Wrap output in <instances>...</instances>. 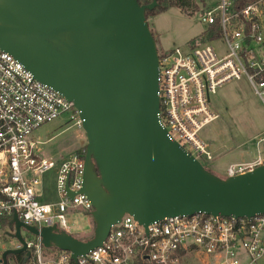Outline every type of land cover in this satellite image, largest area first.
Here are the masks:
<instances>
[{"label": "water", "instance_id": "95a60500", "mask_svg": "<svg viewBox=\"0 0 264 264\" xmlns=\"http://www.w3.org/2000/svg\"><path fill=\"white\" fill-rule=\"evenodd\" d=\"M156 0H0V51L73 105L85 135L80 194L91 203L92 238L56 226L9 223L21 245L2 253L29 258L25 232L44 249L77 258L100 247L128 215L147 227L165 218L204 213L264 214V164L224 179L168 134L159 117V57L147 11ZM69 198L73 194L66 190Z\"/></svg>", "mask_w": 264, "mask_h": 264}, {"label": "built area", "instance_id": "2783aa9c", "mask_svg": "<svg viewBox=\"0 0 264 264\" xmlns=\"http://www.w3.org/2000/svg\"><path fill=\"white\" fill-rule=\"evenodd\" d=\"M198 13L207 36L214 26L219 34L198 37L187 52L158 53L157 84L162 125L201 163L209 161V155L199 134L219 118L211 109L210 95L244 78L264 107V0H218ZM217 43L224 44V54L216 51ZM64 115L81 128L71 103L0 51V233L4 237L14 214L38 230L56 226L68 231V215H89L93 210L80 194L85 150L63 159L43 157L38 149L43 143L34 140V132ZM259 165L260 160L231 166L226 174L235 177ZM50 172L54 173L52 201L44 195V177ZM23 233L29 258L21 256L28 264H182L187 255L200 256L201 264H264V214L246 219L196 213L165 218L146 230L125 215L100 247L75 263L69 253L44 249L39 238ZM20 247L16 242L11 249ZM7 250L0 252V258Z\"/></svg>", "mask_w": 264, "mask_h": 264}, {"label": "rangeland", "instance_id": "374dc122", "mask_svg": "<svg viewBox=\"0 0 264 264\" xmlns=\"http://www.w3.org/2000/svg\"><path fill=\"white\" fill-rule=\"evenodd\" d=\"M193 1L198 6V10L191 16L181 14L176 8H169L147 19L158 53H168L176 49L187 52L193 42L205 31L206 26L200 21L201 14L198 12L205 8L211 9L218 0ZM214 47L220 55L225 53L224 44L217 43ZM210 106L214 112L219 114V121L227 124L228 127L224 129L231 133L236 142L244 140L254 151L257 145L264 149V107L253 96L252 89L244 78L230 81L217 89L213 95H210ZM205 128L209 129V125ZM33 136L36 142L43 143L38 146L43 157L63 159L84 150L86 146L82 129L77 128L74 121L68 122L66 115L40 127ZM48 139L50 140L46 142ZM186 148L192 153L188 146ZM261 157L264 158L263 153ZM225 161V158L221 160L222 165ZM206 163L201 162L205 168L216 170L214 166ZM44 180L46 181L44 195L48 201H52L54 199V173L47 174ZM67 219V233L81 241L92 238L94 225L88 214L73 212L67 216ZM23 236H25L24 233ZM4 239L5 237L0 233V252L4 248L11 249L16 245L15 240ZM199 259L198 255H187L182 264H201ZM7 263L19 264L15 259H9Z\"/></svg>", "mask_w": 264, "mask_h": 264}, {"label": "crops", "instance_id": "0c3cea01", "mask_svg": "<svg viewBox=\"0 0 264 264\" xmlns=\"http://www.w3.org/2000/svg\"><path fill=\"white\" fill-rule=\"evenodd\" d=\"M214 113L219 116L218 113ZM219 120L220 116L209 125V129L204 128L199 134L209 155V161L206 164L212 165L216 169H208L210 172L224 179L227 177V169L231 166H248L255 164L258 160L264 164V158L261 157V153L264 154V149L261 146L257 145L254 151L244 140L236 142L231 133L224 129L228 127L227 124ZM224 158L226 161L222 165L221 160ZM5 239H9L8 236Z\"/></svg>", "mask_w": 264, "mask_h": 264}, {"label": "trees", "instance_id": "16d2710c", "mask_svg": "<svg viewBox=\"0 0 264 264\" xmlns=\"http://www.w3.org/2000/svg\"><path fill=\"white\" fill-rule=\"evenodd\" d=\"M138 2L140 5H147V4L151 3V0H138ZM156 2H157V6L155 7V9H153L152 11L146 12L145 16L147 19L150 17H153V16H155L161 12H164L165 10H167L169 8H176L180 11L181 14L188 15V16L193 15L198 10V6L194 3L193 0H156ZM213 31L216 32V33H214L216 36L219 34L218 33V27L214 26L212 29L208 30V33H210V36H207V33L203 32L199 36V38L205 37V39H211L215 36V35H213ZM52 251L61 252V251L56 250V249H53ZM9 259H15L19 262V264H28L27 261H24L22 259L21 255L8 256L7 260H9Z\"/></svg>", "mask_w": 264, "mask_h": 264}]
</instances>
